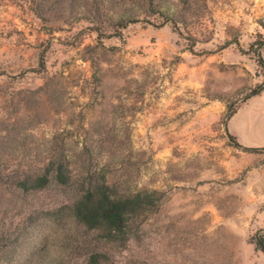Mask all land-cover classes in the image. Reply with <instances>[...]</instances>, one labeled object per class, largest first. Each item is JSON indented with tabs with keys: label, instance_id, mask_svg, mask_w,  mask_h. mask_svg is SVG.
<instances>
[{
	"label": "rangeland",
	"instance_id": "374dc122",
	"mask_svg": "<svg viewBox=\"0 0 264 264\" xmlns=\"http://www.w3.org/2000/svg\"><path fill=\"white\" fill-rule=\"evenodd\" d=\"M143 10L134 7L137 21L120 36L106 25L98 37L88 19L44 22L26 0H0V132L24 107L22 143L35 161L52 137L76 170L104 174L120 191H162L122 245L106 244L103 264H264L253 243L264 235V151L236 146L223 126L264 79L254 49L264 58V0H154ZM53 74L61 80L51 100L23 103L20 91ZM254 135L249 145L263 146L264 128ZM24 152L11 162L25 163ZM80 235L72 229L62 252L70 264H79Z\"/></svg>",
	"mask_w": 264,
	"mask_h": 264
},
{
	"label": "trees",
	"instance_id": "16d2710c",
	"mask_svg": "<svg viewBox=\"0 0 264 264\" xmlns=\"http://www.w3.org/2000/svg\"><path fill=\"white\" fill-rule=\"evenodd\" d=\"M196 1L179 0L188 5ZM26 2L29 9L44 22L88 19L95 23L100 37L105 35L101 28L106 25L112 29L108 36H120L122 28L137 21L134 7H142L144 12H148L154 0ZM257 47L254 48L257 62L264 68V58ZM89 60L91 67L99 69L98 61L92 57ZM40 62L43 65L42 57ZM60 76L53 74L46 78L42 86L20 91L18 94L22 95L23 103H28L31 98L37 103L51 100L57 93ZM94 77L93 71L90 79H96ZM263 89L264 79L251 88L244 99L259 94ZM235 111L236 108L229 109L223 121L229 140L245 151H264V146H242L228 132L227 120ZM25 112L26 108L19 107L12 120L1 119L4 128L0 132V140L3 141H0V147L5 150V164L4 170L0 169V264H70L69 253L62 252L66 251L71 240L72 229L81 233L77 248L79 264H103L107 258L106 244L122 245L129 223L140 224L153 213L162 191L147 187L120 191L104 174H88L80 167L76 170L70 149L65 144H57L52 137L46 143L45 159L35 161L38 155L30 154L28 149L31 148L22 143L27 133L21 125ZM32 116H36V112ZM77 149L75 155L80 156L82 148ZM20 150L27 151L23 154L27 161L23 164L11 162ZM50 188L57 192L53 198L42 202L33 200L38 198L37 194ZM89 233L95 234L94 242L86 239ZM253 243L264 253L263 234H255Z\"/></svg>",
	"mask_w": 264,
	"mask_h": 264
},
{
	"label": "crops",
	"instance_id": "0c3cea01",
	"mask_svg": "<svg viewBox=\"0 0 264 264\" xmlns=\"http://www.w3.org/2000/svg\"><path fill=\"white\" fill-rule=\"evenodd\" d=\"M226 126L228 132L242 146L263 147L264 145L251 146L249 144L254 134L264 128V89L259 94L247 98L241 106L236 108L235 113L227 120ZM240 133H248V135L241 137Z\"/></svg>",
	"mask_w": 264,
	"mask_h": 264
}]
</instances>
